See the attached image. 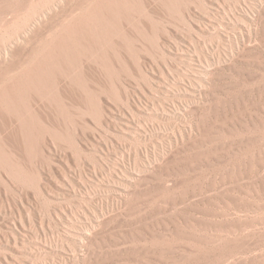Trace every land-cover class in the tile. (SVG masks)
<instances>
[{
  "label": "bare ground",
  "instance_id": "bare-ground-1",
  "mask_svg": "<svg viewBox=\"0 0 264 264\" xmlns=\"http://www.w3.org/2000/svg\"><path fill=\"white\" fill-rule=\"evenodd\" d=\"M219 165L173 203L238 233L264 197V0H0V264H169L124 254L122 222L168 228L137 208L153 179Z\"/></svg>",
  "mask_w": 264,
  "mask_h": 264
},
{
  "label": "rangeland",
  "instance_id": "rangeland-1",
  "mask_svg": "<svg viewBox=\"0 0 264 264\" xmlns=\"http://www.w3.org/2000/svg\"><path fill=\"white\" fill-rule=\"evenodd\" d=\"M179 47L182 50H187L184 45ZM181 53L180 51L178 55H181ZM237 94V91L232 92L228 95V99L234 100ZM228 107L231 110V106ZM234 110L236 112L235 108ZM158 120L161 121V119ZM89 121L96 124L94 119ZM131 144L134 143L131 141ZM180 167L179 170H173L170 175L164 176V179L154 178L148 188L146 187L149 190L148 196L137 204V208H141L143 215H148V219L151 215L154 216L161 212L168 228L160 227L156 223L140 224L141 220L143 222L144 217L138 222L136 218L140 217V214L137 213L132 217H128L127 221L122 222L125 228L124 236L127 240L125 244L120 246L122 252L129 256L133 254L141 258L144 257L147 250L150 253L157 254V245L163 242V245L168 249L166 258L169 264H233L235 260L239 259L245 260L248 264H264V197L263 200L257 198L254 201L260 208L253 210L248 207L240 212L245 223L243 231L237 233L229 224L209 225L205 221L206 215L200 213V211L195 213L186 208L187 206H183L184 209H182L181 204L177 202V206H174L173 197L184 195L188 199L200 193L205 195L206 186H211L213 183L216 186V194L219 193L222 178L229 177L225 169L226 166L219 165L216 168L203 167L202 169L199 167L196 170L191 169L192 171L188 169V166ZM187 172H189V175H186ZM168 185L171 188L168 189ZM262 193L264 194V191ZM53 196L56 197V195L51 194V197ZM216 201H220V198H217ZM193 208L202 209L201 211L208 208L207 210L212 209L211 211L216 213L221 211V209L212 208L202 203H196ZM230 213L238 214L235 208L231 209ZM8 224L7 218L0 219V225L6 231L10 230ZM175 226L179 228V232L183 237L178 236ZM11 241L9 237L2 239L0 257L19 255L14 250L15 246ZM110 248L109 245L104 246L103 252L105 255L109 254L106 251L113 250V247ZM27 254L26 252V256H28ZM41 256L45 260L54 257L49 254H42ZM151 262L157 264L158 261L152 258ZM124 264L138 263L128 259Z\"/></svg>",
  "mask_w": 264,
  "mask_h": 264
}]
</instances>
